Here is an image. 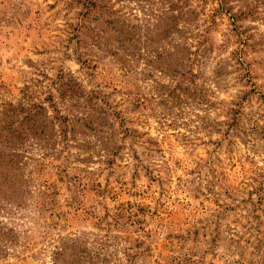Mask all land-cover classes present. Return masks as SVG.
Returning a JSON list of instances; mask_svg holds the SVG:
<instances>
[{"label": "rangeland", "instance_id": "obj_1", "mask_svg": "<svg viewBox=\"0 0 264 264\" xmlns=\"http://www.w3.org/2000/svg\"><path fill=\"white\" fill-rule=\"evenodd\" d=\"M0 264H264V0H0Z\"/></svg>", "mask_w": 264, "mask_h": 264}, {"label": "trees", "instance_id": "obj_2", "mask_svg": "<svg viewBox=\"0 0 264 264\" xmlns=\"http://www.w3.org/2000/svg\"><path fill=\"white\" fill-rule=\"evenodd\" d=\"M28 122H29V120H28V119H25L23 122H21V124L26 125V126H27L26 128H28V127H29V126L27 125ZM30 124L32 125V122H31V121H30Z\"/></svg>", "mask_w": 264, "mask_h": 264}]
</instances>
